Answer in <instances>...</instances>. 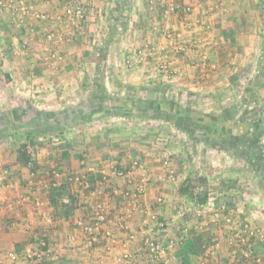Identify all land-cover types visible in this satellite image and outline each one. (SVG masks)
Returning <instances> with one entry per match:
<instances>
[{"label":"crops","instance_id":"1","mask_svg":"<svg viewBox=\"0 0 264 264\" xmlns=\"http://www.w3.org/2000/svg\"><path fill=\"white\" fill-rule=\"evenodd\" d=\"M75 1L3 0L0 7V264H264L263 243L239 235L248 224L264 228L263 190L235 171L213 183L241 188L216 195H226L230 210L223 213L218 200L187 201L180 193L187 176L141 145L153 131L135 124L137 103L146 116L172 111L164 97L155 98L160 90L146 86L204 95L201 87L210 84L224 91L230 83L217 69L232 55L225 39L246 51L241 31L264 23V0ZM78 5L87 9L82 20L73 13ZM170 34L192 50L176 53ZM201 54L208 58L205 74L198 71ZM164 58L172 76L161 74ZM18 127L41 141L52 137L49 149L36 151V173L21 167L3 140ZM176 164L186 162L181 156ZM87 173L94 184L78 187ZM66 176L80 205L72 216L53 219L50 183ZM145 239L174 250L157 256ZM246 241L256 255L242 253Z\"/></svg>","mask_w":264,"mask_h":264},{"label":"rangeland","instance_id":"2","mask_svg":"<svg viewBox=\"0 0 264 264\" xmlns=\"http://www.w3.org/2000/svg\"><path fill=\"white\" fill-rule=\"evenodd\" d=\"M74 2L76 1L74 0ZM174 7L172 10L175 9ZM83 8L86 13L82 19L87 14V9ZM225 23L230 24L229 22ZM243 29H241L243 31H241L242 41L240 40V42L243 47H246V51H243V48L238 45L239 42L232 39V43H230L228 39H225V46L228 45V48L227 51L225 49L224 51L226 54L231 53L232 55L228 57L230 60L224 62L223 66L217 69V72H222L227 82L230 83L229 86L223 87L224 91L221 90L222 87H217L221 91L219 93L214 90L215 87L208 89L210 84L201 87L204 95L195 90H185L186 88L180 87V89H173L170 86H146L151 88L150 90L146 88L151 93L156 92L155 94H157L156 89L160 90L162 94L156 95L155 98L164 97L162 99L164 103H161L164 106L168 105L172 111L163 109L161 112L154 111L153 114L147 112L148 116H146V113L138 110L142 107L140 103H137L138 108L135 107V110L138 111L135 113L136 126L153 131L151 139L147 137V143L141 145H144L148 151H150L149 148L154 149L153 152L164 160L165 167H171V172L175 173L180 170L187 177L189 175L205 177L208 181L209 190L211 189L209 193L213 198L208 201L207 205H211L212 202L216 203L218 200L219 206L217 204V207L225 205V194L216 197L221 191L226 192L229 189L235 192L236 190L241 191V188H237V186L224 185L223 189L220 190L219 185L217 187L213 185L218 178L227 176L229 172L243 171L249 175L248 179L253 181L252 186L264 192V182L261 180L263 174L260 175L264 173V23L255 22L252 23L251 29L246 30L245 27ZM215 34L220 35L217 32ZM177 37L176 34H170L167 38L171 44L173 43L175 49L182 48L176 53L181 54L188 48L192 50L193 44L177 42ZM196 50L197 48L193 53L194 56L198 55ZM201 56L202 61L206 60L201 61L199 66L202 72L200 69L198 71L205 74L204 68H206L208 58L206 54H201ZM161 59L159 60L161 74L172 76L173 72L170 71L166 63H162L166 61L165 58ZM233 78L238 79L233 81ZM140 89L141 87L135 88V94L140 93ZM131 91L132 89H126L124 93H131ZM164 94L166 97L163 96ZM24 106L27 107V105ZM28 106L30 108V105ZM123 107L124 110H127L125 104ZM24 132L18 127L16 133L19 134L14 135L13 138L8 137V134L4 135L3 140L9 141L13 146L11 149L13 155L20 144L24 142L20 136ZM51 138L49 135V142L47 139H45L46 141L38 139L41 146L35 145V147L30 148L35 159H37L36 151L45 147L49 149ZM183 155L186 156V160ZM181 156L186 165L178 168L176 161ZM138 162L140 163V160ZM147 179L144 177L141 184L147 183ZM214 199L215 201H213ZM161 223L164 224L163 228H165V222L162 221ZM252 226L258 227L264 234L262 225L255 224ZM244 233L245 236H243V232L239 234L240 239H257L247 237L246 231ZM237 239L239 240V238ZM260 241L264 247V240ZM249 243L251 241H248L246 246L242 248V253L248 255L250 253L248 249H251L252 254L256 255L257 252L248 246Z\"/></svg>","mask_w":264,"mask_h":264},{"label":"trees","instance_id":"3","mask_svg":"<svg viewBox=\"0 0 264 264\" xmlns=\"http://www.w3.org/2000/svg\"><path fill=\"white\" fill-rule=\"evenodd\" d=\"M226 38H228V36H226ZM237 79L238 78H233V81ZM122 110L124 114H126V112H130V109L128 108L127 110H124V107H122ZM16 134H19V133H15L14 135ZM20 136H22L21 138L24 140V142L20 144V146L16 150V153H15L16 162L21 167H27L30 173H36L38 169V164L30 148L35 147V145L41 146V143L38 142V135H36L32 131H27V132L21 133ZM64 155L66 156V154ZM116 170H118V168ZM116 173L118 174L121 172L116 171ZM91 175L92 173H87V175L79 179V181L77 182V186L82 187V185H84L85 182H87L89 185L90 184L93 185L94 181L91 179L90 177ZM260 175L262 176L261 179L264 181V173H261ZM71 183L72 181L69 180L68 176H66L65 178L64 177L61 178L59 181L54 180L50 183V189L47 194V198L53 210L51 213V216L53 219L58 218V217L66 219L67 217L72 216L74 211L78 209L80 205L79 196L76 193V191H74L73 188L71 187ZM208 189H209L208 181L205 177L189 175L183 181L180 187V193H181V196L184 197V199H186L187 201L193 204L205 205L209 201ZM225 199L226 201L224 203L225 208L223 210L224 211L223 213H225L227 209L230 210V208H233V205H234L233 203L230 204L226 197ZM101 214H103V212ZM103 220H100V221H103ZM186 246L187 245L185 244V247ZM189 246H187L186 249L190 248ZM248 251L250 252V255H251L252 250L248 249Z\"/></svg>","mask_w":264,"mask_h":264},{"label":"built area","instance_id":"4","mask_svg":"<svg viewBox=\"0 0 264 264\" xmlns=\"http://www.w3.org/2000/svg\"><path fill=\"white\" fill-rule=\"evenodd\" d=\"M3 4H4L3 3V0H0V7ZM74 13H75L74 15L77 18L82 19L84 17V15H85L86 11H85V9L81 5H78L77 8H75ZM179 50H182V48L179 47ZM118 174L120 175V173H118ZM145 183L139 184L137 186L136 192L138 194H141L143 192ZM149 217H150L149 220H150L151 223L156 224V226H158V228H163L164 224L161 223L160 221H158L155 215H150ZM97 218L99 220H103L104 219V216H103V214L99 213ZM245 228H246L245 231H246L247 237H250V238L253 237V238L260 239V240H264V234L261 233V231L258 229V227H255V226H252V225H249L248 224V225L245 226ZM144 246L146 247V249H148L150 252H153L157 256H165V255H167L169 253V250H171V249L174 250V246H173L172 243H170V245H168L167 247H165V246L157 245V244H155L152 241L150 242L148 239H145L144 240ZM249 254L250 253H248V255L246 254V256L247 257L250 256ZM9 256L11 258H14V255L13 254H9ZM128 264H130V263H128Z\"/></svg>","mask_w":264,"mask_h":264}]
</instances>
